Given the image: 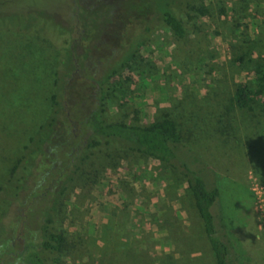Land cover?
I'll use <instances>...</instances> for the list:
<instances>
[{"label": "rangeland", "instance_id": "1", "mask_svg": "<svg viewBox=\"0 0 264 264\" xmlns=\"http://www.w3.org/2000/svg\"><path fill=\"white\" fill-rule=\"evenodd\" d=\"M165 2L186 39L164 25L157 9ZM119 11L140 16L120 23ZM138 36L144 46L104 86L106 120L143 126L169 113L184 127L198 119L215 128L235 86L252 87L254 66L264 62V0H0V186L48 114L54 72L68 59L62 48L100 78ZM225 123L222 153L185 133L181 144L210 168L235 264H264V118L254 106ZM20 212L13 207L7 222L20 223ZM64 212L61 264H215L186 181L151 157L92 158ZM23 235L20 224L9 232L13 251L1 264Z\"/></svg>", "mask_w": 264, "mask_h": 264}, {"label": "trees", "instance_id": "2", "mask_svg": "<svg viewBox=\"0 0 264 264\" xmlns=\"http://www.w3.org/2000/svg\"><path fill=\"white\" fill-rule=\"evenodd\" d=\"M157 10L173 35L179 40L186 39V29L169 9V2ZM118 14L120 23L124 18L129 22L130 17L140 16L129 11H119ZM114 25L116 23L111 20L109 26L114 28ZM112 32L107 28L105 33L110 37L112 34L108 33ZM125 33L123 30L121 38ZM143 46L144 41L139 36L129 40L121 60L100 78H95L89 68L78 63L73 48H62V54L68 59L61 62L54 72V92L50 97L48 114L28 138L21 156L0 186V205L7 204L1 213L0 257L13 251L9 232L14 234L20 224L24 233L22 247L13 255L11 253V261L7 264H61L66 249L64 203L70 185L92 158L118 153L151 157L180 175L192 195L215 264H235V255L218 205L219 191L206 181L210 168L191 150H184L181 140L185 133L208 145L209 141H213L209 150L222 153L227 128L225 120H232L237 112H252L254 106L259 108L264 118V62L254 66L252 87L245 83L235 86L215 128L212 122L208 124L209 121L198 119H188L184 127L178 121L179 117L169 113L164 114L160 121L143 126L109 122L105 118L107 92L104 86L129 65ZM101 49L96 48V51ZM241 61L242 58L237 59L238 63ZM67 63L68 68H64ZM11 207H18L24 215L20 223L16 217L7 222Z\"/></svg>", "mask_w": 264, "mask_h": 264}]
</instances>
